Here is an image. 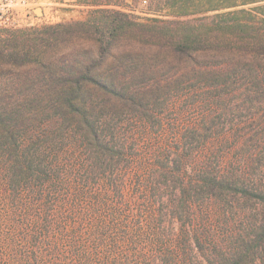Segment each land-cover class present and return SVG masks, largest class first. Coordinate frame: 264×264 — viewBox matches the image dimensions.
<instances>
[{
  "label": "trees",
  "instance_id": "obj_1",
  "mask_svg": "<svg viewBox=\"0 0 264 264\" xmlns=\"http://www.w3.org/2000/svg\"><path fill=\"white\" fill-rule=\"evenodd\" d=\"M78 2L0 31V256L264 264V0ZM132 171L136 220L114 201Z\"/></svg>",
  "mask_w": 264,
  "mask_h": 264
},
{
  "label": "rangeland",
  "instance_id": "obj_2",
  "mask_svg": "<svg viewBox=\"0 0 264 264\" xmlns=\"http://www.w3.org/2000/svg\"><path fill=\"white\" fill-rule=\"evenodd\" d=\"M147 6V2L141 3L136 12L137 15L142 18L151 16L148 14L149 8ZM37 9H41V14H37ZM91 9L92 7L80 5L78 0H0V31L26 27H41L61 22L84 20L88 17ZM183 106H185L184 103ZM238 114L245 115V113L236 112V115ZM201 115L202 111L200 109H191L187 111L186 119L190 122H197ZM247 127H249L248 122ZM138 175H140L138 172H127L125 174L127 187L124 190L123 197L114 199L115 202L121 205V210L124 211L130 219L135 220L136 216H139L138 208L144 198L140 190V183L132 179L133 177L136 178L135 176ZM92 190H94V188H92ZM62 199H64L63 196L52 198L49 208L53 212L59 210L58 207ZM4 211L6 212L5 206L0 202V215L4 216ZM53 220L57 221L58 218L55 217ZM17 221L18 224H22L24 220L18 219ZM4 227L7 228L5 225ZM4 227H0V239L3 229H6ZM22 233L23 231L18 232V234ZM18 243L19 245H23L21 242ZM9 259L13 258H8L5 254H2V256H0V263L7 264Z\"/></svg>",
  "mask_w": 264,
  "mask_h": 264
},
{
  "label": "water",
  "instance_id": "obj_3",
  "mask_svg": "<svg viewBox=\"0 0 264 264\" xmlns=\"http://www.w3.org/2000/svg\"><path fill=\"white\" fill-rule=\"evenodd\" d=\"M37 14H41V9L36 10Z\"/></svg>",
  "mask_w": 264,
  "mask_h": 264
}]
</instances>
